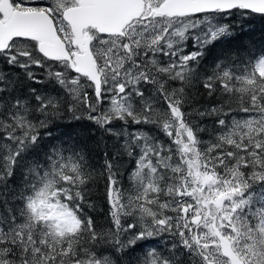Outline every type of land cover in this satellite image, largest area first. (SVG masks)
<instances>
[{
	"label": "snow or ice",
	"instance_id": "6c2138e0",
	"mask_svg": "<svg viewBox=\"0 0 264 264\" xmlns=\"http://www.w3.org/2000/svg\"><path fill=\"white\" fill-rule=\"evenodd\" d=\"M257 16L0 0V264H264V47L205 66ZM65 120L98 140L54 136Z\"/></svg>",
	"mask_w": 264,
	"mask_h": 264
},
{
	"label": "trees",
	"instance_id": "16d2710c",
	"mask_svg": "<svg viewBox=\"0 0 264 264\" xmlns=\"http://www.w3.org/2000/svg\"><path fill=\"white\" fill-rule=\"evenodd\" d=\"M254 23L248 24L246 21L244 23L243 30L241 29V21L230 20L229 22L233 25V31L236 33V38L230 40L228 43L224 45H217L216 48L212 49V51L208 54L205 61V66L211 65L214 57L221 53V49L224 50L231 49L235 51L238 47H246V48H258L264 47V21H261L260 18L254 17ZM59 128L54 131L53 135L56 137H60L61 134H64L65 139L68 135H72L81 143H86L89 147H92L94 143L99 138V132L93 134L94 126L88 123L87 121L83 122H72L69 126V121H61L58 122ZM58 142V141H54ZM102 201L98 200L97 211L92 212L91 214L95 216L98 222H103V213L99 211V206Z\"/></svg>",
	"mask_w": 264,
	"mask_h": 264
}]
</instances>
